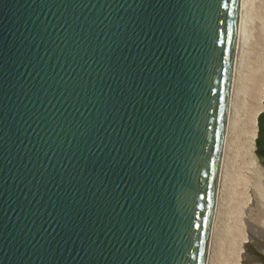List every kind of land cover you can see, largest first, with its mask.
<instances>
[{
    "label": "water",
    "instance_id": "water-1",
    "mask_svg": "<svg viewBox=\"0 0 264 264\" xmlns=\"http://www.w3.org/2000/svg\"><path fill=\"white\" fill-rule=\"evenodd\" d=\"M237 9L0 0V264H204Z\"/></svg>",
    "mask_w": 264,
    "mask_h": 264
},
{
    "label": "rangeland",
    "instance_id": "rangeland-1",
    "mask_svg": "<svg viewBox=\"0 0 264 264\" xmlns=\"http://www.w3.org/2000/svg\"><path fill=\"white\" fill-rule=\"evenodd\" d=\"M246 22L244 76L253 70L251 64L257 50H264V0L248 1ZM245 94L240 92L234 110L235 124L225 155L227 161L224 160L221 170L214 214V243L211 242L214 244V247L211 245L212 264H264V168L256 151L257 141H264V111L256 119L257 134L253 149L249 151L246 123L249 104Z\"/></svg>",
    "mask_w": 264,
    "mask_h": 264
},
{
    "label": "bare ground",
    "instance_id": "bare-ground-1",
    "mask_svg": "<svg viewBox=\"0 0 264 264\" xmlns=\"http://www.w3.org/2000/svg\"><path fill=\"white\" fill-rule=\"evenodd\" d=\"M248 1L249 0H238L237 19H236V26H235V33H234V41H233V51H232L228 96H227V102H226L224 127H223L222 138H221V148H220L219 161H218V171H217V177H216V183H215V189H214L213 209H212V214H211V219H210V226L208 230V240H207L204 264H212V261H213L212 259L214 258V257L212 258V255H211V245L214 243L212 239V235H213V226L215 223L214 222V219H215L214 214L216 210L215 204H216V200L219 194L221 170L223 167L222 165L225 163V161H227L225 160V157H226L225 155L228 152V147H229L228 145L231 140V132L235 124L234 110L237 106V101L239 100L240 92L244 91L246 92L248 96L247 99H248V104H249V113H248L246 123H247V130H248L247 147L249 151L253 149V142L257 134L256 133L257 132V127H256L257 120L256 119L258 115L261 113L262 106H263V99H264V68H263L264 50L263 49L260 48L257 50L258 52H257L256 58L254 62L251 64V67H252L251 69L253 70L252 71L249 70L248 75L244 76V74L246 73L245 71L246 64L244 62V59H245L244 58L245 57L244 48L246 47L245 45L247 43L246 37H245V31L247 30V29L245 30V28L247 27L245 25L247 24L246 12H247ZM249 74L251 75V77Z\"/></svg>",
    "mask_w": 264,
    "mask_h": 264
},
{
    "label": "flooded vegetation",
    "instance_id": "flooded-vegetation-1",
    "mask_svg": "<svg viewBox=\"0 0 264 264\" xmlns=\"http://www.w3.org/2000/svg\"><path fill=\"white\" fill-rule=\"evenodd\" d=\"M264 105L262 106V111H264ZM260 135H261V132H260ZM256 151H257V154L261 160V163H262V166L264 168V141L262 139H259L257 141V144H256Z\"/></svg>",
    "mask_w": 264,
    "mask_h": 264
}]
</instances>
